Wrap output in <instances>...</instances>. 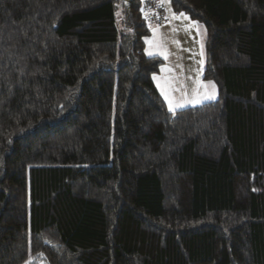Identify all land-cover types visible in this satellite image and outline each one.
Instances as JSON below:
<instances>
[{
    "label": "trees",
    "instance_id": "trees-1",
    "mask_svg": "<svg viewBox=\"0 0 264 264\" xmlns=\"http://www.w3.org/2000/svg\"><path fill=\"white\" fill-rule=\"evenodd\" d=\"M146 0H0V264H264V0H170L214 101L170 112Z\"/></svg>",
    "mask_w": 264,
    "mask_h": 264
},
{
    "label": "crops",
    "instance_id": "crops-1",
    "mask_svg": "<svg viewBox=\"0 0 264 264\" xmlns=\"http://www.w3.org/2000/svg\"><path fill=\"white\" fill-rule=\"evenodd\" d=\"M165 6L168 5L169 8L166 7L167 9V23L164 26L161 27H150V37L146 40L145 42V54L147 56H153V57H157L159 55H157L158 51H160L159 48H162L163 44H168V45H172V49L176 51V57L172 59V67L170 68L171 73L167 74L166 76H164V68L161 67L160 71L157 75H155V79L153 77V83L154 86L156 87L159 95L161 96L162 100L164 101L166 107L168 108V103L165 100L164 96L161 94V86L164 88V90L167 92L168 96L170 99H177L174 95H172L171 91H170V83L169 81L171 79L173 80H178L181 79L182 81L186 80V76H184L183 74V69H184V63L189 62L190 60L192 61V66H195L196 61H198L199 66H201V68H204V64H205V59L203 58V53L201 51V49L199 48V44L200 40H202L203 46H204V33L205 31H203V29L201 28V26L199 24V22L196 21H192L189 18L185 20V19H172V13L171 12V7H170V3H164ZM192 22H195V24H193ZM199 23V24H198ZM186 25V26H185ZM189 28L191 30L192 34L186 29ZM153 30H156V32L154 33ZM177 32L180 36L179 40H176V36L174 34V32ZM197 33H196V32ZM199 31V33H198ZM185 49H189V51L185 52V56L183 54V52L185 51ZM158 50V51H156ZM180 51H181V55H180ZM148 53H151V55H149ZM193 57H200L202 58V60H204V62L201 63V61L199 60H194L191 59ZM200 68V69H201ZM202 68V70H203ZM199 69V70H200ZM195 77V75H194ZM177 78V79H175ZM201 80L202 77L200 76ZM159 85V86H158ZM213 83H209L207 81H203L202 82V89H203V93L201 94V98L205 97L206 95H214L215 99L217 98V91L216 88H213ZM191 91V88L188 86L186 89L187 95L185 96L184 100L181 101V105L184 106H180L178 108H175V112L179 111L181 109H185L190 107V105H183L186 101H192L193 97H196L195 94L193 96H189V93ZM190 97V98H189ZM197 98V97H196ZM215 99H205V101H203L202 103L198 104L201 105L203 103L206 102H211L214 101ZM195 105V106H198ZM195 106H191V107H195ZM169 110V109H168Z\"/></svg>",
    "mask_w": 264,
    "mask_h": 264
},
{
    "label": "rangeland",
    "instance_id": "rangeland-1",
    "mask_svg": "<svg viewBox=\"0 0 264 264\" xmlns=\"http://www.w3.org/2000/svg\"><path fill=\"white\" fill-rule=\"evenodd\" d=\"M166 5H167V3H166ZM166 7L169 8L168 5ZM171 12H173V11H171ZM188 21H189V19H188ZM199 25L201 26L203 31H205L204 25L203 24H199ZM186 29L193 36V33L191 32V30L187 27H186ZM198 33H199V31H198ZM203 33H204V46H203L201 39H199L200 43L198 42V44H199V48L201 49V51L203 53V58L205 59V32H203ZM174 34L176 36V40H179V38H180L179 34L176 31L174 32ZM159 49H160V51L156 50V51H158L157 55H159L157 57L163 60V66L162 67L165 70L164 76H166L167 74L171 73L170 68L172 67V59L177 56L176 51L172 49V45H168V44H163L162 48H159ZM187 51H189V49H185V51L183 52L184 56H185V52H187ZM165 55H167V58H165ZM180 55H181V51H180ZM191 59L199 60V61H201V63L204 62V60H202V58H200V57H198V58L193 57ZM200 68H201V66H199L198 61H196L195 66H192V61L190 60L189 62L184 63L183 74H184V76H186L185 77L186 80L182 81L181 79H178V80L171 79L169 81L170 91H171L172 95H174L177 98V99H173L174 103L180 104L181 101L184 100V98L186 96L185 93H187L186 89L188 86L191 88L189 96H193L195 94V96L197 98L193 97L192 99L193 100L199 99L200 102L199 103H190V102L186 101L183 105H190V107H191V106L198 105V104L202 103L203 101H205V98L200 97L201 94L204 92L202 89L203 87L201 86L202 82L204 80L203 79L201 80V78H200V76L202 77V75H203L204 68L202 67L203 70H202V68L201 69ZM194 75H195V77H194ZM175 79H177V78H175ZM197 93H199V95H197ZM182 107H184V106H182ZM176 108H178V107H176Z\"/></svg>",
    "mask_w": 264,
    "mask_h": 264
},
{
    "label": "built area",
    "instance_id": "built-area-1",
    "mask_svg": "<svg viewBox=\"0 0 264 264\" xmlns=\"http://www.w3.org/2000/svg\"><path fill=\"white\" fill-rule=\"evenodd\" d=\"M147 15V19H145ZM167 9L160 0H146L144 20L149 27H161L167 23Z\"/></svg>",
    "mask_w": 264,
    "mask_h": 264
},
{
    "label": "snow or ice",
    "instance_id": "snow-or-ice-1",
    "mask_svg": "<svg viewBox=\"0 0 264 264\" xmlns=\"http://www.w3.org/2000/svg\"><path fill=\"white\" fill-rule=\"evenodd\" d=\"M160 2L161 3H169L170 0H160ZM141 3H143V0H141ZM141 11L143 13L144 12V9L141 8ZM181 18L182 19H185V20L188 19V17L185 16L184 13H179V14L172 13V19H181ZM145 19H147V15H145ZM192 23L195 24V22H192ZM153 31H154V33L156 32V30H153ZM148 54L151 55V53H148ZM165 58H167V55H165ZM154 79H155V76H154ZM209 83L211 84L212 82H209ZM212 86H213V88L215 87L214 84ZM161 94L164 96L165 100L167 101V103H168V109H169L170 112H173L174 113L176 107L182 106L179 103H174V100L169 98L167 92L164 90V88L162 86H161ZM185 95H187V93H185ZM197 95H199V93H197ZM204 98L205 99H215V96L214 95H206ZM187 102H190V103H199L200 101H199V99H195V100L187 101Z\"/></svg>",
    "mask_w": 264,
    "mask_h": 264
}]
</instances>
